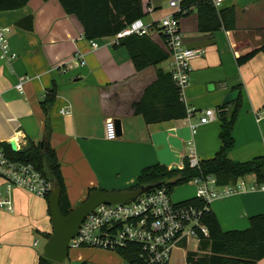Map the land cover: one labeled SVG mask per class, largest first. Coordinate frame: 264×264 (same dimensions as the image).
Wrapping results in <instances>:
<instances>
[{"label":"crops","instance_id":"0c3cea01","mask_svg":"<svg viewBox=\"0 0 264 264\" xmlns=\"http://www.w3.org/2000/svg\"><path fill=\"white\" fill-rule=\"evenodd\" d=\"M170 1L182 0H150L143 19L150 28L147 36L163 50L155 24L173 14ZM216 8L235 10L233 30L199 33L194 9L179 21L185 45L203 51L191 62L190 83L183 94L192 117L150 125L134 114L133 105L155 82L157 70L169 72L171 59L136 72L127 50L114 47L113 37L94 39L97 48L92 49L79 21L67 15L57 0H29L21 9L0 12V26L11 29L7 40L16 56L10 62L0 59V144L14 141L17 150H23L27 139H41L45 118L40 102L54 82L57 97L51 110L49 145L59 161L72 209L91 189L121 192L133 188L147 167L159 164L181 170L190 152L199 161L211 159L220 148L219 107L227 105L224 110L231 111L238 96L234 145L227 157L240 163L264 157V53L257 52L245 64L237 63L264 45V0H223ZM20 81L21 93L15 89ZM233 92L234 99L223 102ZM205 110H213L215 120L198 125ZM109 119L117 131L111 141L104 138ZM190 125H197L195 133ZM240 181L243 188L208 205L223 232L245 230L251 217L264 214V191L252 189L259 185L253 175L218 191L235 188ZM195 197V193L186 195L178 203ZM10 199L12 211L0 210V264H41L47 236L52 233L48 198L16 188ZM37 238L43 241L40 249ZM94 249H75L73 257L62 264H130L114 251ZM255 264H264V258Z\"/></svg>","mask_w":264,"mask_h":264},{"label":"trees","instance_id":"16d2710c","mask_svg":"<svg viewBox=\"0 0 264 264\" xmlns=\"http://www.w3.org/2000/svg\"><path fill=\"white\" fill-rule=\"evenodd\" d=\"M57 1L67 15L74 16L79 21L83 35L89 41L114 37L135 20L146 18L150 0ZM28 2L29 0H0V12L21 9ZM191 9H194L197 15V29L201 34L213 33L220 29L230 31L235 28V10L233 8L218 10L211 0H182L180 11L173 14L174 19L180 21L189 15ZM114 47H123L127 50L136 72L148 67H156L169 58L166 50L161 49L147 35L126 36ZM257 52L264 53V45L241 56L237 59V63L245 64ZM56 97L57 87L53 82L40 102L45 121L38 142L27 139L22 153L13 152L8 143H2L0 147L9 159L32 164L52 186L58 187L59 208L61 214L66 216L72 208L66 195L59 161L49 145L52 133L51 110ZM225 107L227 105L220 106L218 113L220 148L211 159L200 161L197 168H190L187 162L181 170H168L159 164L147 167L141 171L137 184L129 190L162 184L161 186L171 194L175 187L187 184L194 178L206 176H213L218 187L234 185L239 179L248 175H253L258 184L264 183V157L241 163L228 159L227 155L234 145L232 131L240 110V96L233 102L231 111H225ZM133 110L134 114L140 115L147 125L181 120L188 115L171 74L162 70H157L155 82L145 89L139 102L133 105ZM91 191L94 189L89 190V193ZM181 204H194L199 207L203 205L198 199H191ZM201 223L207 228L208 237L200 240L198 252L186 255L187 264H255L264 258V214L251 217L249 226L245 230L223 232L215 214L209 209L203 214ZM49 237L50 235L47 236ZM136 250L134 245L128 244L114 252L125 262L132 264ZM40 262L45 264L48 261L41 257Z\"/></svg>","mask_w":264,"mask_h":264},{"label":"built area","instance_id":"2783aa9c","mask_svg":"<svg viewBox=\"0 0 264 264\" xmlns=\"http://www.w3.org/2000/svg\"><path fill=\"white\" fill-rule=\"evenodd\" d=\"M222 1L212 0V3L217 7ZM169 8L173 14L178 13L180 2L170 1ZM173 14L161 18L155 27L171 59L169 73L183 102L184 91L190 83L191 62L200 57L203 51L185 45L179 21L174 19ZM149 29L143 19H137L115 35L113 43L116 45L122 38L133 34L148 35ZM10 32V28L0 26V59L5 62L16 57L9 49L7 36ZM89 43L92 49L97 48L95 40H89ZM15 89L22 92L21 81ZM60 113L65 112L61 110ZM187 114L186 118L189 120L193 111L187 110ZM262 115L264 116V110ZM215 117L213 110L202 111L198 125L208 124ZM190 128L195 133L197 125H190ZM116 137L115 124L109 119L104 124V138L111 141ZM199 162L190 152L188 166L197 168ZM190 182L195 187L194 199L203 203L201 207L172 203L170 194L163 186L144 193L127 204L99 205L85 217L76 236L69 241L68 249L88 247L116 251L132 244L137 249L132 264H170L174 250H183L186 255L198 252L200 240L208 237L201 218L208 210L209 203L221 195L243 188V182L240 181L237 187H229L222 192L218 191L213 176L194 178ZM16 188L40 198H48L52 184L32 164L9 159L0 147V210L12 211L10 193ZM252 189L264 191V183Z\"/></svg>","mask_w":264,"mask_h":264},{"label":"water","instance_id":"95a60500","mask_svg":"<svg viewBox=\"0 0 264 264\" xmlns=\"http://www.w3.org/2000/svg\"><path fill=\"white\" fill-rule=\"evenodd\" d=\"M235 95L236 92L230 93L225 97L223 102L233 100ZM9 145L13 152H23L22 150H17V145L14 141H10ZM161 185L162 184L141 186L133 191H91L87 198L77 207L73 208L66 216L61 214L59 208V189L57 186H52L48 197V209L52 224V233L44 246L43 256L55 263L62 264L68 257L69 241L76 236L85 217L97 206L127 204L138 196L150 192Z\"/></svg>","mask_w":264,"mask_h":264},{"label":"rangeland","instance_id":"374dc122","mask_svg":"<svg viewBox=\"0 0 264 264\" xmlns=\"http://www.w3.org/2000/svg\"><path fill=\"white\" fill-rule=\"evenodd\" d=\"M169 63L170 62L167 61L164 65V67L167 68V70L169 69ZM194 193H195L194 186L187 183V184L175 187L172 193L170 194V198H171L172 203H178L182 201V199L186 195L194 194ZM37 241L39 243L38 249L42 248L43 241L40 238H37ZM91 249H94V248H91ZM73 254H75V249H70L68 257L69 258L73 257ZM185 255L186 254L184 253L183 250H174L170 264H186V261H185L186 258H184L186 257ZM66 264H68V261H66Z\"/></svg>","mask_w":264,"mask_h":264}]
</instances>
